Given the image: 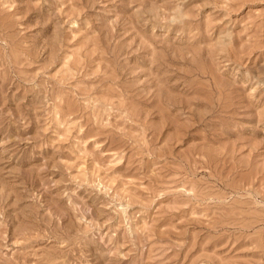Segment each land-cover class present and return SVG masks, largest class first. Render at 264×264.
I'll list each match as a JSON object with an SVG mask.
<instances>
[{
	"label": "rangeland",
	"instance_id": "obj_1",
	"mask_svg": "<svg viewBox=\"0 0 264 264\" xmlns=\"http://www.w3.org/2000/svg\"><path fill=\"white\" fill-rule=\"evenodd\" d=\"M0 264H264V0H0Z\"/></svg>",
	"mask_w": 264,
	"mask_h": 264
}]
</instances>
